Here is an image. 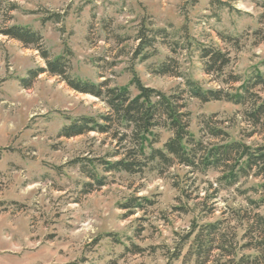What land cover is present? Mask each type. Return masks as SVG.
Here are the masks:
<instances>
[{
    "label": "rangeland",
    "instance_id": "obj_1",
    "mask_svg": "<svg viewBox=\"0 0 264 264\" xmlns=\"http://www.w3.org/2000/svg\"><path fill=\"white\" fill-rule=\"evenodd\" d=\"M11 25L39 32L51 56L70 52L72 76L108 80L128 87L132 96L134 76L166 93L183 88L182 77L153 71L168 58L203 88L239 86L222 83L227 74L243 80L257 71L264 77V0H0V30ZM159 28L165 37L136 54L138 35L150 37ZM219 33L232 40L223 41ZM202 45L229 54L223 76L204 73ZM44 66L39 51L0 34V264H195L194 257L186 258V247L171 258L193 222L227 218L237 237L242 235L244 225L232 211L244 214L250 210L247 198H259L250 188L260 179L252 176L228 186L216 169L175 164L129 174L105 173L98 166L106 183L84 193L88 179L74 160L103 157L117 148L116 139L97 132L65 138L59 131L74 118L108 109L48 73L29 88L20 84L29 69ZM253 91L264 99V84ZM184 96L195 138L219 141L201 129L202 120L211 118L230 139L264 142V125L253 127L243 115L245 106ZM155 132V146L172 135L163 128ZM135 196L154 203L121 207ZM256 211L264 215V206ZM132 245L144 250L130 253L126 248Z\"/></svg>",
    "mask_w": 264,
    "mask_h": 264
},
{
    "label": "trees",
    "instance_id": "obj_2",
    "mask_svg": "<svg viewBox=\"0 0 264 264\" xmlns=\"http://www.w3.org/2000/svg\"><path fill=\"white\" fill-rule=\"evenodd\" d=\"M196 1L192 0V4ZM54 21L58 22L59 17L54 18ZM165 32V29L159 28L151 30L150 37L138 35L136 54L139 55L145 48L152 46L157 36L165 37ZM0 34L39 51L45 62L44 67L31 68L26 77L19 79L23 87L29 88L39 74L48 73L61 78L70 89L90 94L107 106L105 113L74 118L59 131L60 137L65 138L97 132L111 134L116 139L117 148L105 156L74 160V163L79 165L80 172L88 179L83 184L84 193H90L95 186H103L106 183V176L97 172L98 166L105 173L129 174L140 172L147 167L163 170L175 164L202 172L216 169L221 172L219 180L228 186L235 184L241 177L259 178V184L250 188L254 193L259 192V198H247L250 210H245L244 214L240 210L232 211L239 225H244L239 238L229 226L227 218L193 222L189 232L182 236L171 258L178 259L186 247V258L194 257L195 264H264V215L256 211L264 206V142L250 145L230 139L211 118L202 120L201 129L208 138L219 141L205 142L202 138H195L189 131L190 114L185 110L184 98V95H187L201 102L224 100L243 105L246 120L253 127L263 126L264 99L253 91L257 85L264 84V77L259 72L255 71L252 76L243 80L233 74L224 77V69L230 62L229 54L217 47L202 45L198 50L204 73L223 76L221 82L225 84L240 82L239 86L231 89L203 88L198 82L179 72L176 60L168 58L153 71L159 75L182 77L183 88L166 93L143 85L134 76L130 85L134 86L137 93L132 96L128 87L111 86L108 80L94 83L72 76L70 52L51 56L43 46L41 34L29 27L11 25L1 29ZM218 36L223 41L232 40L222 33ZM148 57L141 56L142 60ZM158 128L166 129L172 134L162 146H155L159 142L155 132ZM153 203L149 198L135 196L126 199L121 207L143 209ZM126 250L135 254L144 249L132 245Z\"/></svg>",
    "mask_w": 264,
    "mask_h": 264
}]
</instances>
